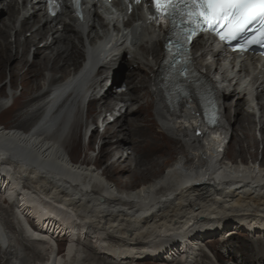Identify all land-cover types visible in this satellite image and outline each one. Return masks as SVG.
Masks as SVG:
<instances>
[{"label":"bare ground","instance_id":"6f19581e","mask_svg":"<svg viewBox=\"0 0 264 264\" xmlns=\"http://www.w3.org/2000/svg\"><path fill=\"white\" fill-rule=\"evenodd\" d=\"M91 14L85 8L82 20L68 11L50 17L39 0H0V78H9L0 85V109L16 112L0 123V264H216L206 249L242 234L261 252L264 96L257 103L254 93L264 87V70L246 60L251 83L236 86L220 54H205L204 41L194 44L201 63L209 59L217 70L212 78L211 65L199 71L218 97L219 139L230 136L231 158L222 161L206 146L205 125L195 123V96L171 109L161 34L135 31L136 52L104 62L107 40L88 52L81 70L84 41L108 27L100 11ZM58 81L64 86L51 90ZM125 81L128 90H115ZM107 112L119 115L113 124L104 117L98 133ZM96 144L95 158L82 157Z\"/></svg>","mask_w":264,"mask_h":264},{"label":"snow or ice","instance_id":"6c2138e0","mask_svg":"<svg viewBox=\"0 0 264 264\" xmlns=\"http://www.w3.org/2000/svg\"><path fill=\"white\" fill-rule=\"evenodd\" d=\"M152 3L158 11L164 9L173 24L179 17L181 23L187 20L196 29H201V25L212 30H216L217 25L222 26L223 31H217L221 39H235L254 21L260 22L259 31L264 36V0H152ZM191 31L190 27L186 37ZM258 42L255 39L247 41Z\"/></svg>","mask_w":264,"mask_h":264},{"label":"rangeland","instance_id":"374dc122","mask_svg":"<svg viewBox=\"0 0 264 264\" xmlns=\"http://www.w3.org/2000/svg\"><path fill=\"white\" fill-rule=\"evenodd\" d=\"M28 35H30V33H28ZM7 80H9V78H6V77L4 78V76L1 77L0 78V85H3L4 82H6ZM127 86H128V83L125 81L123 84H121L119 86H115V90H117V91L119 90V92H124L125 90H128ZM8 89H9V85H8ZM6 90H7V88L5 87L3 89V92H6ZM13 92H15L16 95H20V93H21L20 87H18L16 90L14 89ZM135 108H136V105L132 106L131 110L135 109ZM15 114H16V112L9 113V112H5V111L0 109V123H2V122L7 123L8 121H12L14 119ZM228 114H230V112H228V110H227V112L225 113V116L227 115V117H228ZM86 116H87V111L84 113V117H86ZM104 117H105V119L109 120L111 118V113L107 112L105 114V116H103V119H104ZM34 121H35V117L31 118L30 120L27 121V123L25 124V127L28 128ZM97 121H98V124L100 125L98 133L99 132L101 133L103 130V127H101V120L100 121L97 120ZM112 121L113 120L110 121L111 124H113ZM95 127H96V124L93 123V125H91V128L95 129ZM258 130H259V128H258ZM95 133H97V132L95 131ZM256 136H257V138L260 139L261 135H260L259 131L256 132ZM83 140L85 141V145H86L88 142L86 141L85 138H83ZM229 141H230V138H229ZM231 141H232V139H231ZM177 145L180 146L179 144H177ZM263 146L264 145L262 143H259L258 147H257L258 158H259L258 161L259 162L264 157L263 156ZM97 147L98 146L96 144L95 145V151L91 150L88 153L82 152L81 153L82 157H88V155H89V156H93V158H95V155H97V153H98ZM226 151L228 152V150H226ZM131 152H134V151L131 150ZM226 156H227L226 161L228 162V160L231 158V156L228 153ZM249 156L250 155L248 154V157ZM251 159L252 158L250 156L249 160H251ZM104 160L105 161L100 163L102 168L106 167L110 162L108 158H106ZM248 239L249 238L247 236H243V234H242V235H236L235 238L228 240V242L222 243V246H221V244H218L217 242H215L214 248L206 249L207 254H209V259L211 260V262L213 259V261L216 264L217 263L218 264H264V249H261V252H259L257 249V245H255L254 243H252V241H250V239L249 240ZM244 242H247L249 246L245 245ZM65 244H66L65 241H63L59 245V251L58 252L60 255H62L64 253ZM224 246H227L230 251H225ZM261 246H263V245L261 244ZM257 252L259 253V255H257L258 254ZM256 255L258 257H256ZM210 260H208V261H210ZM102 264H104V263H102ZM139 264H160V263L153 262V261H145V262H140Z\"/></svg>","mask_w":264,"mask_h":264}]
</instances>
